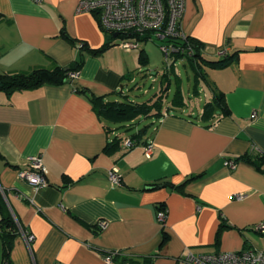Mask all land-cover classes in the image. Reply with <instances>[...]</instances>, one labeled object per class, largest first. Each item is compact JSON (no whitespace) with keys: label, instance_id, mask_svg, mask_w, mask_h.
<instances>
[{"label":"crops","instance_id":"1","mask_svg":"<svg viewBox=\"0 0 264 264\" xmlns=\"http://www.w3.org/2000/svg\"><path fill=\"white\" fill-rule=\"evenodd\" d=\"M80 1L0 0L1 73L84 58L78 76L65 84L11 93L0 88V201L35 235L31 248L17 236L13 264H177L189 251L264 250V165L241 158L264 153V0H186L182 25L203 43V55L233 59L224 67L203 65L207 80L199 86L209 88L200 89L202 105L191 101L199 95L189 67L185 110L165 109L139 145L121 143L112 152L105 151L113 139L107 120L76 86L111 99L138 55L120 44L99 55L80 47L107 40L98 15L77 10ZM213 87L224 93L230 112L219 111L207 126L200 116ZM35 155L42 156L49 180L39 191L20 176ZM114 165L122 175L117 187L108 176ZM160 203L168 211L165 226L157 219ZM111 252L114 260L107 262ZM3 258L0 239V264Z\"/></svg>","mask_w":264,"mask_h":264},{"label":"trees","instance_id":"2","mask_svg":"<svg viewBox=\"0 0 264 264\" xmlns=\"http://www.w3.org/2000/svg\"><path fill=\"white\" fill-rule=\"evenodd\" d=\"M104 31L107 34V40L102 46L98 48L87 47L86 43L83 41L80 47L82 46L83 48H87L93 55H99L106 52L109 48L116 44L117 39H115V37L113 36V32H109L108 30ZM62 34L65 35V37H67L72 43L76 44L77 39L72 37L64 27L62 30ZM141 39L147 40L148 37H143ZM188 41L194 48V54L192 56H189L186 53L177 52L173 54V59H182L184 65L192 69L194 73L193 92L198 96L200 94V80H207L206 73L204 70H202L203 65L212 64L215 67H224L232 61L234 55H226L221 59H209L203 55V43L196 40L190 35H188ZM177 42L181 43V41ZM186 43L187 42H184L183 44L185 45ZM143 52L140 59L145 61L148 59V55L146 56L145 54H143ZM83 61L84 58L80 56V58H77L68 66L56 65L53 68L40 67L35 68L31 71L17 73L0 72V88L11 93L15 90L32 89L46 84L62 85L72 80V78L70 77V72L79 70L83 66ZM175 65V62H173L172 67L165 68V71L160 76V80L157 79V81H159V89L144 102H138L129 99V95L124 94L123 91H117V93L123 92V95L126 97L124 100H113L107 99L106 95H97L87 87L77 85L76 90L86 93L91 100L93 109L96 111L99 117L107 120L108 122L134 120L141 115L152 118H160L163 115L165 109L168 111L173 109H181L182 111H184L185 106L188 105V101L185 98V93L182 85L183 78L176 71ZM173 84L175 87L174 93L172 94L171 98H169L171 95ZM212 91L213 97L210 101H207L204 104L203 111L200 116V120L207 126H211L214 123L219 111L222 115L228 114L230 112L224 98V93L217 90L216 87H213ZM106 127L108 132L112 130L109 123L106 124ZM144 133L142 132V130H140L132 137L139 140V137ZM122 142V137L116 135L111 141L108 142L105 151L112 152L113 150L118 148L119 144H121ZM241 158L247 161H252L259 167H262V165H264L263 152H260L255 158L251 154H246ZM195 177L196 176H193L192 178ZM183 185L184 183L180 186ZM157 206L158 208L165 207L163 203H160ZM0 211L2 213V219L0 221V239L2 242L4 257L2 264H13L11 260V251L15 239L20 235L19 225L12 213L7 211L4 201H0ZM224 226H226L225 223L221 225L220 230ZM94 229L98 231L100 227L96 225ZM167 238L168 235L164 233V240H166ZM123 260L126 261L127 259Z\"/></svg>","mask_w":264,"mask_h":264},{"label":"built area","instance_id":"3","mask_svg":"<svg viewBox=\"0 0 264 264\" xmlns=\"http://www.w3.org/2000/svg\"><path fill=\"white\" fill-rule=\"evenodd\" d=\"M186 9V0H81L78 11L94 12L104 30L118 33L123 40L119 43L123 48L132 50L139 48L141 38H151L152 35L164 42L161 49L166 59L173 58V54L183 52L192 56L194 48L188 41V34L182 25V18ZM118 36V37H119ZM181 41V43L177 42ZM184 42H187L185 45ZM82 45V42L80 43ZM78 70L70 72V77L76 78ZM124 90V87L121 88ZM256 112L253 113V116ZM125 146L132 149L140 144L138 139L129 137ZM145 154L152 157L154 151L153 141L144 144ZM225 165L235 169L238 161L225 159ZM20 176L27 180L36 191L49 185L47 167L42 156L35 155L29 158L28 167L20 172ZM112 187L122 184V175L118 166L114 165L108 173ZM1 191L4 189L0 186ZM31 202L34 198L29 197ZM167 208L157 209V219L163 226L166 224ZM19 225L20 234L31 248L35 235L24 228L15 217ZM101 227L106 226L105 221L99 222ZM264 231V223L259 225ZM115 252L105 255L107 262L114 260ZM177 264H264V250L247 248L239 251H218L194 253L192 251L181 255Z\"/></svg>","mask_w":264,"mask_h":264},{"label":"rangeland","instance_id":"4","mask_svg":"<svg viewBox=\"0 0 264 264\" xmlns=\"http://www.w3.org/2000/svg\"><path fill=\"white\" fill-rule=\"evenodd\" d=\"M117 39L116 44H119L123 38L121 36L115 38ZM164 42L162 39L152 35L151 38H148L147 40H141L139 48L134 49V52L138 55L137 61L132 65L131 68V78H126L123 81L124 85V94L129 95V99L138 101V102H144L145 100L149 99L158 89H159V81L160 76L165 71L166 67H172L173 62H175V68L176 71L182 76L183 81L182 85L183 88L188 93V87L189 83H193L192 78H188V70L189 68L184 65V62L182 59H176L174 60L172 57L169 58V60L166 59L165 52L161 49V45ZM127 50V49H126ZM144 50V52H143ZM145 54L148 55V59L143 61L140 59L141 55ZM173 73V72H172ZM206 85V84H205ZM204 84L200 85L201 91L206 88ZM208 87V86H207ZM209 88V87H208ZM174 84L172 86L171 95L169 98H171L172 94L174 93ZM207 89V88H206ZM208 90V89H207ZM119 91H122L121 89ZM122 93H115V95L111 96V99H117V100H124L126 97ZM202 98V101L200 100ZM205 95L202 92V94H199V96L191 97V101L195 104L200 103L203 104V101L205 100ZM172 111L181 113V109H173ZM108 122V121H107ZM152 122V117H146L145 115H141L140 117L134 119V120H127V121H116V122H108L112 128L110 131L112 134V137L114 138L116 135L122 137L123 142L125 143L126 139L134 136L136 133H138L143 128H146V132L148 135L152 133L154 125H150Z\"/></svg>","mask_w":264,"mask_h":264},{"label":"water","instance_id":"5","mask_svg":"<svg viewBox=\"0 0 264 264\" xmlns=\"http://www.w3.org/2000/svg\"><path fill=\"white\" fill-rule=\"evenodd\" d=\"M113 36H114V37H117V36H119V34H118V33H114ZM122 88H123V87H122ZM122 91H123V90H122ZM146 128H147V127L143 128V129H142V132H145Z\"/></svg>","mask_w":264,"mask_h":264}]
</instances>
